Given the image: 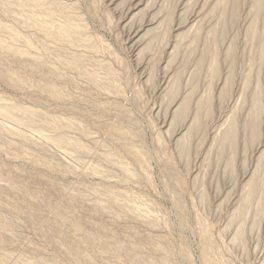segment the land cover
Masks as SVG:
<instances>
[{
  "label": "rangeland",
  "instance_id": "obj_1",
  "mask_svg": "<svg viewBox=\"0 0 264 264\" xmlns=\"http://www.w3.org/2000/svg\"><path fill=\"white\" fill-rule=\"evenodd\" d=\"M0 264H264V0H0Z\"/></svg>",
  "mask_w": 264,
  "mask_h": 264
},
{
  "label": "bare ground",
  "instance_id": "obj_2",
  "mask_svg": "<svg viewBox=\"0 0 264 264\" xmlns=\"http://www.w3.org/2000/svg\"><path fill=\"white\" fill-rule=\"evenodd\" d=\"M257 9H260V5H257ZM252 31H253V29H252ZM213 72H214V66L212 67V73ZM256 103H257V99H256ZM257 109H258V107H257ZM251 129H253V128H251ZM223 142H226L230 145L234 142V125H232V124L228 125V129L226 130V132L223 136ZM253 187L254 186H250V191H248L249 193H251L253 191Z\"/></svg>",
  "mask_w": 264,
  "mask_h": 264
}]
</instances>
